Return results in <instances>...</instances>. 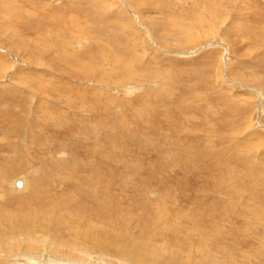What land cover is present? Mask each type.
<instances>
[{
  "label": "rangeland",
  "instance_id": "obj_1",
  "mask_svg": "<svg viewBox=\"0 0 264 264\" xmlns=\"http://www.w3.org/2000/svg\"><path fill=\"white\" fill-rule=\"evenodd\" d=\"M0 127V264H264V0H0Z\"/></svg>",
  "mask_w": 264,
  "mask_h": 264
},
{
  "label": "bare ground",
  "instance_id": "obj_2",
  "mask_svg": "<svg viewBox=\"0 0 264 264\" xmlns=\"http://www.w3.org/2000/svg\"><path fill=\"white\" fill-rule=\"evenodd\" d=\"M51 2H57L58 0H50ZM63 1V0H62ZM102 1V0H101ZM124 2V1H123ZM55 3H53L52 5H54ZM138 6V5H137ZM52 8V7H51ZM69 45V44H68ZM105 58V57H104ZM109 60V59H108ZM100 67V66H99ZM114 73V72H113ZM109 74V73H108ZM107 75V74H106ZM110 75V74H109ZM111 77V76H110ZM114 77V76H113ZM102 79V78H101ZM104 79H106V78H104ZM110 80V79H109ZM118 81V80H117ZM120 81V80H119ZM106 82V81H105ZM107 83V82H106ZM113 83H115V81H113ZM122 83V82H121ZM124 84V83H123ZM115 85V84H114ZM125 86L123 85V86H121L120 87V89H123ZM117 88V87H116ZM15 89H16V87H15ZM14 89V90H15ZM118 89V88H117ZM127 89H129V88H127ZM31 90V89H30ZM9 91V90H8ZM12 91V90H11ZM16 91H18V90H16ZM16 91H14V92H16ZM39 92V91H38ZM37 94V93H36ZM35 94V95H36ZM4 95V94H3ZM20 95V94H19ZM21 96V95H20ZM24 96V95H23ZM22 97V96H21ZM260 102V101H259ZM15 105H16V103H14ZM18 105V104H17ZM11 113V112H10ZM8 115V114H7ZM1 128V127H0ZM1 131V130H0ZM16 131V130H15ZM17 132V131H16ZM19 132V131H18ZM20 134V133H19ZM21 134H23V133H21ZM13 136V135H12ZM22 136V135H21ZM31 137V136H30ZM2 140V139H1ZM30 143V142H29ZM1 145H3V144H1ZM1 147V146H0ZM9 147H11V146H9ZM22 148V147H21ZM1 149V148H0ZM2 150V149H1ZM6 150H8V149H6ZM5 151V150H4ZM1 152V151H0ZM1 158H2V156H1ZM8 158V157H7ZM5 160V159H4ZM2 163V162H1ZM6 163H7V161H6ZM15 163V162H14ZM16 164V163H15ZM20 164V163H19ZM72 164V163H71ZM7 165V164H6ZM21 165V164H20ZM11 166V165H10ZM71 168V167H70ZM15 169V168H14ZM14 171V170H13ZM16 171V170H15ZM2 173V172H1ZM8 173V172H7ZM2 176V175H1ZM4 182V181H3ZM1 183V182H0ZM18 182H16V184L14 183V185H13V189L15 190V191H17V192H19V191H23V190H25L26 188H27V182H26V180L23 182L24 183V185H23V187L21 188V189H19V190H17V188H15V186L17 185L18 187H21L22 186V184L21 185H18L17 184ZM8 184H10V183H8ZM1 186H3L2 184H1ZM1 186H0V188H1ZM1 190V189H0ZM12 190V189H11ZM24 192V191H23ZM35 192V191H34ZM39 192V191H38ZM33 193V192H32ZM43 193V192H42ZM27 194H29V193H27ZM34 194V193H33ZM39 194V193H38ZM41 194V193H40ZM1 195V194H0ZM35 195V194H34ZM46 195V194H45ZM30 197H32V196H30ZM28 200V199H27ZM55 206V205H54ZM17 212V211H16ZM19 213V212H18ZM1 215V214H0ZM6 215H7V213H6ZM16 215V214H15ZM19 215H22V214H20L19 213ZM32 215V214H31ZM11 216H12V214H11ZM16 217H18V216H16ZM22 217V216H21ZM34 217H35V215H34ZM14 218V217H13ZM9 219H10V217H9ZM20 219H23V218H20ZM64 219V218H63ZM1 220V219H0ZM49 220H50V218H49ZM19 221V220H18ZM53 222V221H52ZM2 223V222H1ZM11 223H12V225H16L17 224V221L15 222H13L12 220H11ZM28 223V222H27ZM35 223V222H34ZM4 224V223H3ZM52 224V223H51ZM1 225V224H0ZM25 225V224H24ZM27 225V224H26ZM30 225V224H29ZM56 225H57V223H56ZM3 226V225H2ZM3 227H5V226H3ZM3 227H2V229H3ZM54 227H55V224H54ZM17 228H18V226H17ZM7 229V228H6ZM15 229V228H14ZM19 229V228H18ZM9 230V229H8ZM24 231H25V229H23ZM22 230V232H21V234L24 232ZM4 231V232H3ZM3 232V233H2ZM17 232V231H16ZM18 232H19V230H18ZM15 233V232H14ZM33 233V232H32ZM32 233H30L31 235V237H33V234ZM28 234V233H27ZM16 235V234H15ZM23 235H24V233H23ZM28 236V235H27ZM26 236V237H27ZM11 237H12V240H13V236L10 234V232L9 231H7V230H1V228H0V248L3 250V251H5V250H8V252H10V251H13V248H15L14 246H12V245H9V244H11ZM17 237H18V233H17ZM31 237H28L29 238V244L27 245V248H31V247H33V245H35V249L37 248V247H42L43 246V244H45L46 242L45 241H43V240H35V238L33 237V238H31ZM3 239V240H2ZM14 245L15 246H17V247H19L20 245H19V242H18V238H15V243H14ZM53 245V244H52ZM54 245H56L55 243H54ZM59 246H61L62 247V244H58ZM109 245H111L110 243H109ZM50 246V245H49ZM51 247V246H50ZM56 247V246H55ZM52 248L53 250H55V249H57V248ZM19 248H21V247H19ZM22 249V248H21ZM39 249V248H38ZM15 250H18L17 248H15ZM58 250V249H57ZM60 251V250H59ZM26 252H28V253H32V252H30V251H26ZM132 252V251H131ZM41 254V253H40ZM18 255V254H17ZM17 255H16V257H17ZM42 255V254H41ZM41 255H37L36 257H31V256H24V255H18V257H21V259H22V257H24L25 259H26V261H25V263H23V264H65L64 263V261L65 260H70V259H67L66 257H59V256H55V257H59L58 259H56V258H52V257H50V259L48 258V259H46L45 257H43V256H41ZM24 259V260H25ZM17 260H20V258H18V259H16V261ZM77 260H79V261H77ZM1 262V261H0ZM20 261H18V262H13V264H20L19 263ZM92 262H96L95 260L94 261H88L87 259H85V260H83V259H80L79 257H78V259H76V258H74V259H72V261L70 262V264H91ZM1 263H3V262H1ZM67 264H69V262H67Z\"/></svg>",
  "mask_w": 264,
  "mask_h": 264
},
{
  "label": "water",
  "instance_id": "obj_3",
  "mask_svg": "<svg viewBox=\"0 0 264 264\" xmlns=\"http://www.w3.org/2000/svg\"><path fill=\"white\" fill-rule=\"evenodd\" d=\"M17 184H18V185H21L22 183H21V182H18Z\"/></svg>",
  "mask_w": 264,
  "mask_h": 264
}]
</instances>
